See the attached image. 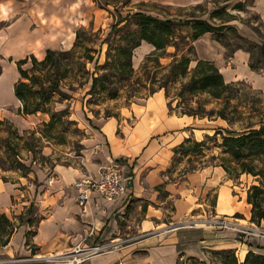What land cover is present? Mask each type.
Listing matches in <instances>:
<instances>
[{
	"label": "crops",
	"instance_id": "1",
	"mask_svg": "<svg viewBox=\"0 0 264 264\" xmlns=\"http://www.w3.org/2000/svg\"><path fill=\"white\" fill-rule=\"evenodd\" d=\"M149 1L181 8L202 3L210 5V0ZM236 2L246 4V0ZM251 8L264 24V0L251 1ZM15 18L3 28L6 18H3L0 3V116L20 132H26L47 122L49 117L42 113H2V108L7 105H13L16 111L21 107L13 89L19 74L13 64L5 65L2 56L32 54L41 60L48 49H70L74 36L70 33L51 46L49 40L43 42V35L34 33L26 23H18ZM226 25L238 30L233 20ZM21 41L25 46L16 47L15 44ZM142 44L148 47V52L154 50L151 45ZM193 47L195 59L211 62L223 79L224 72L234 71L228 82L264 80V71L259 73L250 69L248 52L238 49L229 53L210 33L195 40ZM238 68L240 77L236 72ZM2 84L7 93L4 102L1 101ZM77 104L78 101L73 99L57 105L58 111L68 108L71 119L82 126L85 133L77 163L54 165L50 170L53 182L49 179L50 173L44 169L31 172L35 181L32 184L4 182L0 177V215L12 220L13 216L21 215L33 206L30 212H34L36 218L31 225L28 220L22 224L16 222L7 245L0 249L1 259L39 256L51 259L43 264H60L57 258L73 253L78 246L88 248L113 242L114 249L80 264H179L183 258L201 259L207 250L225 247L234 250L241 245L240 237L234 231L211 225L217 223L220 215L237 212L236 204L230 201L226 192L230 188V178L221 167L193 170L178 180L171 179L168 174L173 149L189 136L198 139L197 132H210L208 124L214 122L206 121L203 126L204 120L171 114L163 91L133 105L135 122L132 125H128L129 121L124 117H91ZM111 165H119L121 179L130 182L126 194L107 201L97 192H91L88 202L80 206L73 184L87 175L96 178L101 169ZM21 185L26 186L22 189ZM210 199L215 203L212 209L218 210L219 214H210V225L202 226L201 219L209 216L206 209ZM223 207L231 212L222 210ZM241 220L249 218L245 215ZM226 241L232 245L227 246ZM255 245L249 244L238 263L249 251L264 254L254 251Z\"/></svg>",
	"mask_w": 264,
	"mask_h": 264
},
{
	"label": "rangeland",
	"instance_id": "2",
	"mask_svg": "<svg viewBox=\"0 0 264 264\" xmlns=\"http://www.w3.org/2000/svg\"><path fill=\"white\" fill-rule=\"evenodd\" d=\"M236 1L210 0V5L202 3L185 8L164 6L149 0H0V3L3 18H6L2 24L3 28L16 17L15 19L18 20V23H26L31 31L43 35L41 36L43 42L46 41L48 43L49 40L51 46L54 42H57V39L67 38V35L70 33L73 34L75 41L76 32H80L81 45L69 54L55 55L53 57L54 64H52L50 69L47 66L46 70L51 72L53 78H64L61 79L60 86L64 92L70 95V98H66V100L64 98L63 101L57 96L53 98L55 100L51 105L53 111H58V103H68L74 99L78 101L77 105H81L91 117H124L128 119V125H132L135 122V118L133 117L135 106L133 105L142 103L143 99L151 96H148V89L152 87L150 82L153 77V67L155 66L153 63L146 62V58L154 50L148 52V47L141 42L140 45L142 44V47L140 49L135 48L132 51L133 77L129 76L126 68L120 67L125 60V55L120 53V50L126 49L129 41H137L138 18L135 15L145 14L173 22L174 35L170 39V45L158 53L159 64L163 68H166L173 61H180L181 58H186L190 61L188 67L190 71L197 63L192 40V20H206L214 26H219L232 17L238 30H235L236 33L231 31L224 32L225 38L223 42L244 44L237 36L258 44L262 42L260 37L264 36V29L262 28L258 34L251 30L252 27L260 28L261 25L259 16L251 8V1L253 0H246V4H243L241 11H239V8H234L237 5ZM216 10H220L218 17L220 20L211 17V14ZM15 45L18 48H22L25 46V42L21 41ZM71 48L65 49L62 47L51 51L68 52ZM226 50L229 52L228 49ZM4 56L6 58L3 56L2 58L5 65L8 63L13 64L17 72V63L19 61L26 60V64L22 66V69H29L31 67V57H34L32 54L22 57L21 54L16 53H13L12 57L9 58L6 54ZM144 65L148 66V69L141 71V67ZM55 66L57 68H54ZM164 70H157L159 74H157L156 80L162 78L163 74H165L163 73ZM236 72L238 73V77H240L239 73L241 70L238 68ZM234 73L231 70L224 72V80L227 82H225L226 84H235V90L238 92L237 99H233L231 104L235 106L237 113L230 115V124L217 117L209 118L204 116L195 118L188 116L204 120L203 126L207 124L206 121L214 122L208 124L210 132H197L195 134L198 139L192 136H189V138L197 142H204L209 137L215 138L216 142L207 141L206 147L210 149L206 150L203 148L200 154L185 153V150L178 151L175 154L173 149L174 154L168 170L171 179L178 180L183 178L186 173L204 167H218L216 166L218 162L211 161L210 157L212 155L217 156L221 152L218 146L221 143L222 136L227 135V133H232L235 136V134L245 131L248 127L257 129L261 123H264V80L257 78L253 83L251 81L228 82ZM13 77L14 75L12 74ZM17 78L19 76H16V80H19ZM92 78H97L98 82L92 94L89 95L88 92L92 85ZM187 81V78H180L175 84H168V96L165 95L163 89L160 90L164 93L167 109L171 114L186 116L180 114L181 108L189 106L190 108L197 109L200 104L204 105L200 107V112L202 108L207 112L212 109H218L220 103L209 100L206 95H200L189 100L187 95L180 93L181 84ZM155 84L156 89L159 83ZM71 88H73L72 91L70 90ZM6 94L4 85L2 84L1 101L7 100ZM178 105H180L179 108H177ZM2 109V113L4 114L18 112L14 110L13 105H7L6 108ZM1 117L0 139L4 140L0 141L1 179L3 178L7 182L20 183L23 181L32 184L35 181L32 179L31 172L36 169H44L47 173H50L54 165H70L79 161L85 133L82 126L71 119L69 113L51 131L52 139L48 141L43 139L42 134L38 131L34 135V139L25 140L33 147L31 152L24 149L26 142L19 141L17 138L18 135L30 139L26 135L27 131L20 132L13 124ZM39 125L33 127L32 130L37 131ZM18 161L31 170L25 178L22 177L25 171L19 168L17 165ZM53 177L52 173H50L49 179ZM51 181L53 182V180ZM228 184L231 191L227 189L226 192L230 201L232 200L236 204L237 212L227 213L225 216L220 215L216 219L217 223L211 225L217 226L219 229L234 231L240 237L241 245H238L234 250L227 247H225L226 249L207 250L204 256H201V259L189 260L183 258L179 260V264H223L226 258V254H221L223 251L233 252L237 260L241 261V253L245 252L252 242L257 244L255 247H252L254 251L264 253V226L262 224L257 226L250 222V206L246 203L248 189L258 184L256 179L250 175H241L238 179H230ZM25 186L21 185L22 189ZM208 205L209 208L206 210L209 216L201 219V224L203 225L204 223L203 226L210 225V214H219L218 210L212 209V207H215L212 199L209 200ZM30 210H33V206ZM30 210L22 212L21 215L13 216L11 221L17 226L16 222L22 224L28 220L31 225V222H34L36 218L34 217V212H30ZM222 210L231 212L226 207H223ZM245 215L248 216L249 220L242 221L241 219H244ZM5 239L6 235L3 236L2 240ZM225 243L227 246L232 245L229 241ZM100 254L102 253L97 255ZM72 255L68 254V256ZM83 257L85 256H81L79 259ZM70 258L72 259L73 257ZM71 259L62 261L65 264H71L68 263ZM0 260L4 259L0 258Z\"/></svg>",
	"mask_w": 264,
	"mask_h": 264
},
{
	"label": "trees",
	"instance_id": "3",
	"mask_svg": "<svg viewBox=\"0 0 264 264\" xmlns=\"http://www.w3.org/2000/svg\"><path fill=\"white\" fill-rule=\"evenodd\" d=\"M243 4L239 3L234 8L242 10ZM199 8V7H195ZM224 9V8H223ZM220 10H216L211 14L213 19L220 20ZM138 18L137 26L138 30L137 41H129L126 49H121L120 53L125 55V60L120 67L128 70L129 76L133 77V64H132V51L137 48L141 42H145L154 48V51L146 58L147 63H153V77L151 80L152 87L148 89V96H152L154 93L160 90L165 91V95L168 96L167 85L175 84L180 78H187L188 81L181 84L180 93L185 94L190 99H193L200 95H206L209 100L213 102H219L218 109H212L205 111L199 105L197 109L190 108L189 106L183 107L180 110L181 115L192 117H204L207 116L221 118L227 123H231L230 115L237 113L235 106L231 104L233 99H237V91L235 90V84H226L219 70L211 63L206 61H197L196 65L189 71L190 61L186 58H181L180 61H173L168 67L163 68L159 64L158 53L165 50L170 45V39L174 35V29L172 28L173 22L170 20H161L145 14H136ZM234 18L230 17L228 21L223 22L219 26H214L206 20L195 19L191 21V28L193 30V42L200 36L210 33L215 40L220 42L230 53L235 50L242 49L250 54L249 67L256 72L264 71V36L260 37L262 42L255 43L249 41L241 36L237 38L244 44H229L223 42L225 38L224 32H234L235 28L226 25L225 23L231 22ZM264 29V24L261 23L260 28L252 27L251 30L254 33H259L261 29ZM80 32H76L75 41L70 51L68 52H56L48 50L43 60L38 61L36 58L31 57V67L29 69H22V66L26 64V60L19 61L18 73L19 80L13 85L14 95L21 103V107L18 112L22 115H35L37 113L46 114L49 117L47 122H42L37 128V131H27L26 135L30 139L20 137L17 134V138L20 141H29L34 139L36 132L40 131L42 138L52 139L51 131H53L57 124L62 122L63 118L68 116V108L61 111H53L51 109L53 98L56 96L60 100H66L70 98L66 92H64L60 86L61 79L53 78L51 72L48 69L54 64L53 57L55 55H65L74 51L79 45H81ZM91 60V58H89ZM56 65V64H55ZM148 66L141 67V71L147 70ZM54 68H57L55 66ZM158 69H165L162 78L156 80ZM168 70V71H167ZM167 71V73H166ZM161 75V74H160ZM98 82L97 78H92V85L88 92L92 94L96 88ZM155 83H159V86L155 89ZM73 88L70 90L72 91ZM235 93V94H233ZM188 101V100H186ZM180 105L177 106L179 108ZM234 115V114H233ZM2 122H0L1 124ZM0 141H4L1 140ZM6 141V140H5ZM207 141L216 142L215 138H206L204 142H197L191 138H186L180 145L174 149V153L178 151H184L185 153L200 154L206 147ZM221 152L210 157L211 161H217L218 165L223 169L226 175L230 179H238L241 175H250L256 179L257 185L251 186L246 195V203L250 206V222L260 226H264V123H261L257 129L248 127L245 131L239 132L233 136L232 133L221 137V143L219 144ZM32 146L29 143L24 144V149L28 152L32 151ZM19 168L25 172L22 177H27L31 172L25 165L17 162ZM27 170V171H26ZM2 181L7 182L2 178ZM16 225L9 220L5 215H0V248L7 245L12 233L14 232ZM6 235V239L3 236ZM221 254H226L225 262L223 264H264V255L255 254L249 251L242 263H238L237 258L230 251H223Z\"/></svg>",
	"mask_w": 264,
	"mask_h": 264
},
{
	"label": "built area",
	"instance_id": "4",
	"mask_svg": "<svg viewBox=\"0 0 264 264\" xmlns=\"http://www.w3.org/2000/svg\"><path fill=\"white\" fill-rule=\"evenodd\" d=\"M53 179L54 177L51 178L50 181ZM129 183V181L123 182V180L121 179V169L119 165H111L101 169L96 178L87 175L82 179L77 180L73 184V187L78 191L77 203L83 207L88 202L89 194L91 192H97L107 201H114L126 194ZM114 248L115 244L113 242H110L108 244H100L84 249L78 246L76 249H74L73 253H71V255L73 254L72 256H61L57 258V261L60 264H65V262H63L62 260L71 259L70 257H73L68 263L79 264L80 262H83L92 256L110 251ZM81 256L85 257L79 259ZM49 261H51V259L39 256L26 258L13 257L0 260V264H43Z\"/></svg>",
	"mask_w": 264,
	"mask_h": 264
},
{
	"label": "bare ground",
	"instance_id": "5",
	"mask_svg": "<svg viewBox=\"0 0 264 264\" xmlns=\"http://www.w3.org/2000/svg\"><path fill=\"white\" fill-rule=\"evenodd\" d=\"M198 223H199V222H198ZM200 225H201V223H200ZM200 225L198 224V226H200ZM203 225H204V223H203ZM203 225H202V226H203Z\"/></svg>",
	"mask_w": 264,
	"mask_h": 264
}]
</instances>
